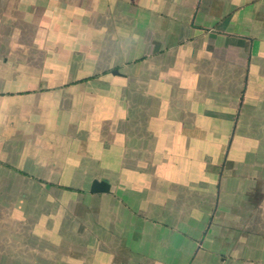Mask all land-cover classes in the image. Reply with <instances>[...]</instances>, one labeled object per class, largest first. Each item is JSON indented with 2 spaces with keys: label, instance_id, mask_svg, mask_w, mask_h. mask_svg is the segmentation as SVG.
<instances>
[{
  "label": "crops",
  "instance_id": "obj_1",
  "mask_svg": "<svg viewBox=\"0 0 264 264\" xmlns=\"http://www.w3.org/2000/svg\"><path fill=\"white\" fill-rule=\"evenodd\" d=\"M0 264H264V0H0Z\"/></svg>",
  "mask_w": 264,
  "mask_h": 264
},
{
  "label": "water",
  "instance_id": "obj_2",
  "mask_svg": "<svg viewBox=\"0 0 264 264\" xmlns=\"http://www.w3.org/2000/svg\"><path fill=\"white\" fill-rule=\"evenodd\" d=\"M108 188V183L106 180L93 178L89 185L90 191H105Z\"/></svg>",
  "mask_w": 264,
  "mask_h": 264
}]
</instances>
